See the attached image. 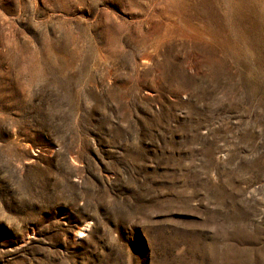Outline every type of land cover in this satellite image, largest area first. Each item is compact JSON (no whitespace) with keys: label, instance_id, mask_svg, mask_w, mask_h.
Returning a JSON list of instances; mask_svg holds the SVG:
<instances>
[{"label":"rangeland","instance_id":"1","mask_svg":"<svg viewBox=\"0 0 264 264\" xmlns=\"http://www.w3.org/2000/svg\"><path fill=\"white\" fill-rule=\"evenodd\" d=\"M0 264H264V0H0Z\"/></svg>","mask_w":264,"mask_h":264}]
</instances>
